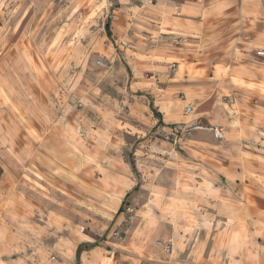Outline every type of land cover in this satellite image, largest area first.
<instances>
[{"label": "crops", "instance_id": "crops-1", "mask_svg": "<svg viewBox=\"0 0 264 264\" xmlns=\"http://www.w3.org/2000/svg\"><path fill=\"white\" fill-rule=\"evenodd\" d=\"M17 1L0 0V146L13 139L1 120L36 143L8 83L28 70L40 77L38 51L59 47V12L44 6L53 0H20L27 4L12 21ZM114 1L110 35L101 27L100 37L122 51L124 78L147 98L153 122L169 131L202 123L223 134L183 135L184 151L166 158L168 180L137 189L116 182V221L97 236L72 235L66 221L38 215L35 200L13 199L17 176L0 157V264H264V0ZM127 202L136 205L132 220ZM159 241H171L172 252Z\"/></svg>", "mask_w": 264, "mask_h": 264}, {"label": "rangeland", "instance_id": "rangeland-1", "mask_svg": "<svg viewBox=\"0 0 264 264\" xmlns=\"http://www.w3.org/2000/svg\"><path fill=\"white\" fill-rule=\"evenodd\" d=\"M26 4L13 2L12 21ZM44 6L59 12V47L38 51L44 54L40 77L28 70L7 88L13 95L9 102L34 127L37 140L32 144L23 126L1 120L13 139L0 146V157L17 176L10 179L18 194L13 199L35 200L38 215L43 210L66 221L72 235L97 236L116 221L109 193L116 182L125 188L137 183V189L168 180L174 168L166 160L175 150L184 151L183 135L196 131L181 134L177 143L168 139L170 131L145 111L147 98L124 78L122 51L100 37L101 27L107 32L114 0H53ZM135 207L130 202L123 207L127 220L134 218Z\"/></svg>", "mask_w": 264, "mask_h": 264}, {"label": "built area", "instance_id": "built-area-1", "mask_svg": "<svg viewBox=\"0 0 264 264\" xmlns=\"http://www.w3.org/2000/svg\"><path fill=\"white\" fill-rule=\"evenodd\" d=\"M258 55L261 56L264 59V50L258 51ZM98 62H101L100 60ZM193 110V105L192 103H189L185 109V112L187 114L191 113ZM197 130H206V131H212L215 135L216 138H220L223 134L222 128L218 126H213V125H207V124H202V123H195V124H180L174 126L171 131L167 134V138L171 139L175 143H177L178 138L181 134L187 133V134H192L194 131ZM114 235H117L118 232L114 231ZM160 245H163L164 250L168 253L172 252L173 245L171 242L169 243H163L161 241L158 242Z\"/></svg>", "mask_w": 264, "mask_h": 264}, {"label": "trees", "instance_id": "trees-1", "mask_svg": "<svg viewBox=\"0 0 264 264\" xmlns=\"http://www.w3.org/2000/svg\"><path fill=\"white\" fill-rule=\"evenodd\" d=\"M106 30H107V33L110 35L109 24H106ZM79 250H80V247H79Z\"/></svg>", "mask_w": 264, "mask_h": 264}]
</instances>
